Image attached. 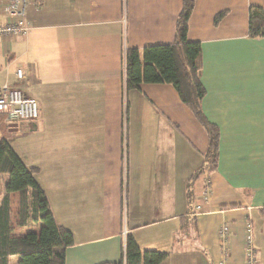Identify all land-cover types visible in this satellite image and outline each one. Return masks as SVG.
Returning a JSON list of instances; mask_svg holds the SVG:
<instances>
[{"label":"crops","instance_id":"0c3cea01","mask_svg":"<svg viewBox=\"0 0 264 264\" xmlns=\"http://www.w3.org/2000/svg\"><path fill=\"white\" fill-rule=\"evenodd\" d=\"M27 1L29 31L0 39V87L35 99L39 118L0 119L72 233L65 264L115 263L126 235L167 253L160 264H219L223 224L227 264H244L247 225L264 264V38L248 36V11L264 0L194 1L187 39L201 47L200 109L219 131L216 170L198 177L208 136L174 88L123 92L126 50L172 44L182 0ZM17 213L13 193L11 224Z\"/></svg>","mask_w":264,"mask_h":264},{"label":"trees","instance_id":"16d2710c","mask_svg":"<svg viewBox=\"0 0 264 264\" xmlns=\"http://www.w3.org/2000/svg\"><path fill=\"white\" fill-rule=\"evenodd\" d=\"M195 0H182V8L175 21L172 44L128 49L124 55L123 92L138 90L140 85L167 84L174 88L180 102L193 114L208 136V148L196 175L212 173L218 164V127L207 121L200 109L205 88L200 81L201 47L187 39L190 16ZM225 12L215 15L217 24ZM248 36L264 38V11L252 7L248 11ZM127 104L125 115L127 118ZM35 122V121H34ZM37 170L25 166L11 148L9 141L0 140V177L7 175L0 197V264H65V251L74 244L72 233L57 225L49 209L42 188L35 180ZM198 175V176H197ZM192 177V178H193ZM1 183V178H0ZM18 195L17 225L38 226V233L30 230L21 237L12 235L10 196ZM167 253L141 250L131 235H126L120 259L100 264H160Z\"/></svg>","mask_w":264,"mask_h":264},{"label":"built area","instance_id":"2783aa9c","mask_svg":"<svg viewBox=\"0 0 264 264\" xmlns=\"http://www.w3.org/2000/svg\"><path fill=\"white\" fill-rule=\"evenodd\" d=\"M8 1L7 5L2 8V0H0V10L7 18L6 24L4 26L0 25V39L3 37H20L29 31L26 23L28 1ZM16 77L19 80L23 78L21 71H16ZM0 114L5 115L10 123L34 122L39 118V106L35 99L27 97L19 89L3 85L0 87ZM217 237L221 245L219 264H227L228 250L225 247L229 237L227 224L220 227ZM244 264H258L250 225H247L244 235Z\"/></svg>","mask_w":264,"mask_h":264},{"label":"rangeland","instance_id":"374dc122","mask_svg":"<svg viewBox=\"0 0 264 264\" xmlns=\"http://www.w3.org/2000/svg\"><path fill=\"white\" fill-rule=\"evenodd\" d=\"M9 1L8 0H2V8H4V6L5 5H7V3H8ZM1 11V10H0ZM1 13H2V11H1ZM3 14V13H2ZM27 14V13H26ZM4 16V15H3ZM5 17V16H4ZM7 18L5 17V20H6ZM6 24V21L4 22V23H1L0 25L1 26H4ZM1 115V114H0ZM10 123V122H9ZM10 134H9V132H8V130H7V128H6V124H5V118H1L0 119V140L1 139H7V140H9L10 139ZM8 179V176L7 175H3V177H2V180H1V183H0V197H1V195H2V193H3V181L5 180H7ZM18 214V213H17ZM17 223H18V221H17V217H16V219L14 220V217H13V220H12V227H13V236L14 237H19V236H21V235H23V234H26L27 232H29V230H31V229H29V228H20V227H18V225H17ZM33 226L34 227H31L32 229H35L37 226L36 225H34L33 224ZM178 244H179V241L178 242H174V246H178ZM16 258L14 259V260H12L11 261V264H16Z\"/></svg>","mask_w":264,"mask_h":264},{"label":"bare ground","instance_id":"6f19581e","mask_svg":"<svg viewBox=\"0 0 264 264\" xmlns=\"http://www.w3.org/2000/svg\"><path fill=\"white\" fill-rule=\"evenodd\" d=\"M29 123H31V122H29Z\"/></svg>","mask_w":264,"mask_h":264}]
</instances>
